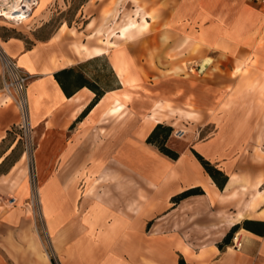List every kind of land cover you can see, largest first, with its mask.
<instances>
[{
  "label": "crops",
  "instance_id": "0c3cea01",
  "mask_svg": "<svg viewBox=\"0 0 264 264\" xmlns=\"http://www.w3.org/2000/svg\"><path fill=\"white\" fill-rule=\"evenodd\" d=\"M137 1L141 13L157 19L150 20L148 34L149 23L142 26V37L123 42L121 50L108 53L86 41L70 57L59 52L62 43L55 35L6 43L9 58L31 77L25 97L30 125L39 133L34 164L55 254L62 264H264V179L251 190H238L245 172L241 149L264 113V3ZM158 25L175 39L171 45L190 50L191 63L201 67L211 58L221 65V72L211 70L212 64L206 69L214 73L213 82H190V103L197 111L192 105L178 108L182 75L174 62L153 58L159 74L142 68L151 62ZM99 63L106 67L99 69ZM154 78L158 82L152 83ZM137 84L144 89L143 114L132 106ZM98 93L102 97L82 116ZM117 96L134 115L109 113L108 107L112 111L120 104ZM172 116L205 122L196 134L183 130L182 138H168L166 147L179 155L177 160L148 142ZM18 119L16 107L0 110V143ZM210 126L214 131L204 130ZM200 132L206 137L194 139ZM195 153L228 177L223 190ZM193 189L204 194L174 200ZM242 192L251 197L236 207ZM236 225L240 250L223 244ZM23 239L0 231V264H39L38 258L49 264L34 238L25 246Z\"/></svg>",
  "mask_w": 264,
  "mask_h": 264
},
{
  "label": "rangeland",
  "instance_id": "374dc122",
  "mask_svg": "<svg viewBox=\"0 0 264 264\" xmlns=\"http://www.w3.org/2000/svg\"><path fill=\"white\" fill-rule=\"evenodd\" d=\"M16 1L6 0L9 5L15 4ZM149 1L157 2L159 0ZM252 1L264 3V0ZM137 3V0H36L29 16L27 15L22 20H10L6 17H0V110L16 107L19 112V125L12 127L6 138L0 143V158H3L2 163H0V231L6 230L22 234L24 246L27 245V238L29 240L34 238L40 254L48 260L49 264H62V262L55 254L47 231L41 202L39 176L35 170L34 151L39 133L37 130H33L30 123L28 125L24 123L20 104L25 97V91L20 92L16 87L15 75L18 71L12 64L7 65L3 60L5 55L10 63L14 61L7 54L6 43L16 38L25 39L33 36L38 40L55 35L61 39L62 43L59 52H65L70 57L75 56L76 46L86 41L97 45L95 47L106 50L108 53L118 48L121 50L125 46L123 42L142 37L145 32L142 29L143 25L148 26V23L151 25H149L150 30L146 31L148 34L152 28L150 20L156 22L157 17L151 13H141L143 8L138 6L137 9V5H140V3ZM39 24L43 25L36 29L40 26ZM63 27L65 30L62 29ZM133 27L134 30L131 29ZM161 29L162 26L159 25L154 27L153 41L155 45L152 50L151 62L148 61L142 64V68L152 67L154 71L158 72V68L161 66L159 64L156 66L153 58L160 59L164 57L174 62L175 70L178 67V75H182L178 79V93L180 94L178 108L190 110L187 105H192L193 109L197 111L196 107L190 103V82L196 80L200 84H206L207 81L213 82L214 73L212 71L209 73L206 70L201 72V67L198 64L189 61L190 50L186 49L184 44L180 45L179 43L178 48L171 45L175 43V39L167 36ZM31 45L32 43L28 41L27 47L30 48ZM196 51L197 48L194 52ZM186 53L189 55L185 56ZM175 59L177 60L174 61ZM207 60L213 62L211 58H206L204 61ZM97 66H99V69H103L106 64L99 63ZM215 67L217 72H221L219 63L210 66L211 70ZM180 69L181 72H179ZM118 74L126 84V75L121 67L118 69ZM28 77L30 80L31 77L29 75ZM145 82H149V80L146 79ZM156 82L158 80L154 78L152 83ZM103 87L106 89V85L103 84ZM135 88H137L134 91L135 103L132 106L139 109L140 114H143V85L137 84ZM171 88L168 89L171 90ZM129 98L125 94V99L129 100ZM106 100H109V98ZM118 101L119 106L112 111L113 107H108L110 114L121 117H124L127 113L134 115L133 112L126 110V104L120 97H118ZM175 118V116L170 117L162 125L165 128L172 129L169 137L174 135L177 138L181 130L195 132L196 134L198 129L203 130L201 126L205 124L204 119L198 124L194 120L180 118L179 116L178 121ZM28 121L30 122V120ZM175 122H178V124L175 125L176 127H172ZM147 124L148 127H151L149 123ZM211 127H205L204 130L213 129L214 131V128ZM177 129L178 131L175 132ZM184 135L185 133H183ZM250 136L251 140L244 143L241 149L242 158L239 162L245 168V172L240 176L242 182L238 190H241L243 186L252 187L260 177L264 179V113L262 121L257 122V126L251 128ZM204 137L206 135L200 132L199 135L193 138L202 139ZM245 194L240 193L234 200L236 207L244 202L245 196L251 197V193ZM231 246L233 247V239ZM38 263L47 264L41 258H38ZM68 264L72 263L68 262Z\"/></svg>",
  "mask_w": 264,
  "mask_h": 264
},
{
  "label": "trees",
  "instance_id": "16d2710c",
  "mask_svg": "<svg viewBox=\"0 0 264 264\" xmlns=\"http://www.w3.org/2000/svg\"><path fill=\"white\" fill-rule=\"evenodd\" d=\"M67 72V71H64ZM58 76V75H56ZM65 89V88H64ZM102 97V93H98L96 99L94 102L87 108V110L83 113L82 116H85L86 113L93 107V105ZM171 128H165L162 125L157 126V128L153 131L151 136L148 138V142L152 144H156L160 151L164 153L165 155L169 156L170 158L177 160L179 155L170 150L166 147V141L168 140L171 132ZM162 137V140L160 141L159 138ZM196 157L199 159L205 170L208 172V174L212 177L216 185L220 190H223L226 186V183L228 181V177L225 176L220 170H218L215 166H213L210 162L206 161L201 155L198 153H195ZM2 158V157H1ZM0 158V159H1ZM204 192L201 189H193L189 190L182 195L174 198L175 201H179L181 199L187 198L189 196L193 195H202ZM245 228L250 230L249 223L245 222L244 224ZM238 230V225L234 226L231 231L227 234V236L223 240V244L229 245L232 242V239L235 235V233ZM222 245H220V248Z\"/></svg>",
  "mask_w": 264,
  "mask_h": 264
},
{
  "label": "bare ground",
  "instance_id": "6f19581e",
  "mask_svg": "<svg viewBox=\"0 0 264 264\" xmlns=\"http://www.w3.org/2000/svg\"><path fill=\"white\" fill-rule=\"evenodd\" d=\"M36 0H17L15 4L9 5L6 0H0V17H6L10 20H22L26 18L28 13L32 10V6ZM7 7V8H4ZM3 60L7 65H10L9 59L4 55ZM212 62L210 60L204 61L201 63V72L205 71ZM117 101V100H116ZM21 109L23 113V120L26 125L30 123L28 113L26 112V97L21 101ZM10 152V151H9ZM3 158L0 159V163H2Z\"/></svg>",
  "mask_w": 264,
  "mask_h": 264
},
{
  "label": "built area",
  "instance_id": "2783aa9c",
  "mask_svg": "<svg viewBox=\"0 0 264 264\" xmlns=\"http://www.w3.org/2000/svg\"><path fill=\"white\" fill-rule=\"evenodd\" d=\"M28 16H29V13H28ZM10 64H12L13 67L18 71V73L15 75V83H16V87L18 91L20 92L26 91L27 83L29 80L28 75L22 72V69L19 68L15 62L11 61ZM183 133L184 132H182L181 130L177 138H182ZM233 248L236 250H240L242 248V242L239 241V237L237 235H235V237L233 238Z\"/></svg>",
  "mask_w": 264,
  "mask_h": 264
}]
</instances>
